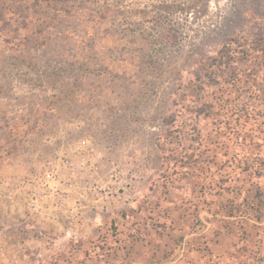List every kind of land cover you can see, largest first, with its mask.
I'll list each match as a JSON object with an SVG mask.
<instances>
[{"label": "rangeland", "instance_id": "1", "mask_svg": "<svg viewBox=\"0 0 264 264\" xmlns=\"http://www.w3.org/2000/svg\"><path fill=\"white\" fill-rule=\"evenodd\" d=\"M263 97L264 0H0V228L19 262L264 264V175L256 193L243 170H264ZM81 134L129 160L133 202L50 249L59 232L12 192Z\"/></svg>", "mask_w": 264, "mask_h": 264}, {"label": "built area", "instance_id": "2", "mask_svg": "<svg viewBox=\"0 0 264 264\" xmlns=\"http://www.w3.org/2000/svg\"><path fill=\"white\" fill-rule=\"evenodd\" d=\"M54 141L61 146L42 156L38 170L12 192L23 198L29 217L69 226L79 237L85 226L131 207L135 186L129 160L102 151L89 134Z\"/></svg>", "mask_w": 264, "mask_h": 264}, {"label": "crops", "instance_id": "3", "mask_svg": "<svg viewBox=\"0 0 264 264\" xmlns=\"http://www.w3.org/2000/svg\"><path fill=\"white\" fill-rule=\"evenodd\" d=\"M15 203H13V208H15ZM39 223H41L40 225L45 228V227H51L55 230H57L59 232V235H57V238L54 239L53 238H48L47 239L50 242V249L52 247L55 246H61V242L68 240V234L69 232L72 233V230L70 229L69 226H65V225H61V224H55V223H49L48 221H44L43 219H40L38 221ZM3 224V223H0ZM28 225H30L31 227L37 225V220H30L28 223ZM11 226H15V222L13 221L12 223H10ZM6 228H0V264H22L21 262H19L18 259V252L20 251V242H19V236L18 234L15 232L14 230H16V228H11V230L5 231ZM31 234V233H30ZM57 234V233H56ZM73 237V236H72ZM54 240V243H53ZM57 243V244H56ZM6 249H10L12 252H10V255L12 256L11 259L9 258V260L7 258H5V250Z\"/></svg>", "mask_w": 264, "mask_h": 264}, {"label": "trees", "instance_id": "4", "mask_svg": "<svg viewBox=\"0 0 264 264\" xmlns=\"http://www.w3.org/2000/svg\"><path fill=\"white\" fill-rule=\"evenodd\" d=\"M263 100H264V97H263ZM258 109H256L255 112H257V117L259 116H262L264 115V101L261 102V103H258ZM226 123H230V122H226ZM236 123H234L232 126H229V132L227 133V136L231 137V136H235L236 138H241V134H240V130L239 129H236ZM243 138H245V136H243ZM243 165H244V171H246L247 173V177L250 179V181L252 180V178H257L256 182H253L252 181V184L255 185L257 191L256 193H260V180L259 178L262 177L264 174H262L264 170H262V168H258L260 167L259 165L257 164H252L251 162H247L246 160H244L243 162ZM247 179V178H245ZM252 192H251V195L249 198L252 197ZM252 217V216H251ZM250 219H255L254 217L250 218ZM258 221V219H256ZM260 220V219H259Z\"/></svg>", "mask_w": 264, "mask_h": 264}]
</instances>
